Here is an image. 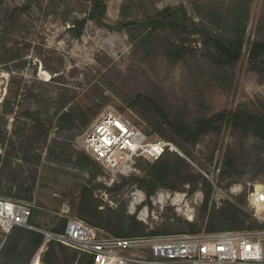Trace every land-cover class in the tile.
<instances>
[{
  "label": "rangeland",
  "instance_id": "rangeland-1",
  "mask_svg": "<svg viewBox=\"0 0 264 264\" xmlns=\"http://www.w3.org/2000/svg\"><path fill=\"white\" fill-rule=\"evenodd\" d=\"M24 1L0 0V49L7 45L24 53L21 62L0 64V194L51 210L68 201L74 215L81 216L84 210L85 219L108 234L115 228L136 236L191 233L194 231L187 222L197 221L203 228L195 233L209 232L211 222L234 231L264 230V222L255 217L249 203L254 187L264 184L262 142L252 134L243 137L232 124H225L220 132L199 141L192 160L180 139L157 120L163 110L172 115L185 113L193 119L240 108L264 115V71L254 68L248 49L250 41L264 38V0H243L250 19L242 57L225 81L212 77L219 68L203 51L201 42H192L200 49L197 58L172 62L159 49L149 54L126 31L110 27L125 17L180 5L196 22L210 25L213 17L206 15L212 8L228 15L239 0H106L104 22L89 20L80 39L70 38L67 32L77 18L74 16L83 15L76 0H45L42 7L34 2L21 17H12L14 8ZM66 6L71 10L68 17L61 14ZM221 19L229 31L233 17ZM70 99L73 102L61 110ZM71 105L81 120L88 119L83 129H66V123L61 124L62 113ZM106 113L128 121L147 135V141L175 144L179 149L176 153L212 186L206 220L201 218L206 200L202 183L191 192V183L182 182L186 176L179 177L170 169L165 181L149 196L139 179L150 177L156 160L138 158L133 170L122 174L76 147L80 134ZM37 117L51 121L52 128L48 140L33 147L41 156L40 164L34 166L25 158L30 148L21 147V142L28 124ZM52 148L58 150V158L49 159ZM228 162H235L231 175L225 172ZM9 191L12 194H7ZM44 213L35 216V222L42 226L34 225L54 231L51 228L57 217ZM224 215L231 221H221ZM60 245L53 243L54 260L66 264ZM49 248L41 257L42 264ZM80 258L78 255L74 264Z\"/></svg>",
  "mask_w": 264,
  "mask_h": 264
},
{
  "label": "trees",
  "instance_id": "trees-1",
  "mask_svg": "<svg viewBox=\"0 0 264 264\" xmlns=\"http://www.w3.org/2000/svg\"><path fill=\"white\" fill-rule=\"evenodd\" d=\"M44 1L45 0H25L21 6L14 8V13L11 12V16L21 17L22 12L26 11L34 2L38 3V7H42V2ZM48 1L54 2L56 0ZM76 2L82 8L81 13L83 15L74 16L77 18L72 21V26L68 28L67 32L70 38L80 39L84 34L85 27L89 20H96L98 23L104 22L107 16V1L76 0ZM246 5L247 4H245L243 0H239L238 4L231 7L228 15L218 7L212 8L210 10L211 12L206 15V17H213L209 22L210 25L196 22L189 15L187 8L184 5H180L176 7H166L164 9L155 8L152 12L143 16L125 17L110 28L121 32L126 31L130 39L134 42H138L149 54H155L156 50L159 49L160 51L158 52L163 53L172 62L197 58V52H199L200 49L197 46H192V42H201L203 51H206L208 56L212 57L214 63H216L215 66L219 68V71H215L212 77L216 81H225L229 79L230 73H234L242 57L247 23L250 19V12ZM68 9L69 8L66 6V10L61 13L64 14V17L69 16L68 14L71 10ZM55 11L57 12V10ZM221 17H233L231 25L228 26L229 31L222 22ZM210 26H213V29ZM248 49L249 61L254 65V68L258 71H264V38L250 41ZM23 58L24 53L21 52L20 48L4 45V47L0 49V64L17 60L21 62ZM73 100L74 99H70L67 101L62 106L61 110L73 102ZM73 108L74 106L71 105L62 113L60 118L62 119L61 124L63 125L66 123L63 126L66 127V129H72V127L83 129L88 119L81 120V114H78V111L75 112ZM160 114L161 117H158L157 120L163 127H166L173 136L180 139L181 147L184 149L185 154L192 160H194L193 149L199 141L212 132H220L225 124H232L234 129H237L243 134V137L250 136L251 134L257 137L262 142V147L264 148V115L249 111L246 108H240L233 113L224 109L211 116L200 115L194 119L185 113L172 115L163 110ZM28 125L29 129H27V134L21 142V147L27 148V150L30 148L25 153V158L34 166H38L41 162V156L34 152L33 147L38 143H45L48 140V134L50 128H52V123L51 121H44L37 117L34 123ZM56 143L57 142H54V144ZM242 143H244V138L242 139ZM57 151L56 148H52L49 153V159L58 158L59 153H57ZM231 151H233L235 156L237 155L235 150ZM231 158H234L232 152ZM141 160L143 159H139V162ZM233 164H235V162H228V167L225 169V172L229 175L232 174ZM170 169L175 171V175L179 174V177L186 176L187 180H182V182L191 183V192H193L199 184L202 183L205 185L206 200L202 208L203 214L201 218L206 220L212 186L201 174L195 173L191 165L176 152L167 151L161 158L156 160L155 163L151 165L150 177L139 179L140 187L147 189L149 196L152 195L156 192L159 186L158 183L165 181V176L168 175L167 172ZM7 194L12 193L9 191ZM0 195L3 194L1 193ZM7 197L19 200L22 199L13 197V195ZM83 212H81V216H79L74 211L82 220L93 224L85 219L86 214ZM40 213L45 215L44 212L36 211L31 220L32 224L42 226L39 222H35V216L40 215ZM225 216L227 215L222 216L223 219L221 221H231L230 217ZM187 224L191 227L192 231H194L191 233L200 231L203 228V226L199 224V221L187 222ZM52 225V230L63 232L65 230L66 220L61 219L58 221L57 218H55ZM225 229L229 228L218 227L211 222L208 230H206L209 232H216ZM111 232L110 235L117 237L136 236L127 233L129 231H119L116 228L111 229ZM155 233L157 232H154V234ZM149 236L155 235L152 234ZM43 242L44 235L41 232L25 227H15L8 234L7 241L0 255V264H29L33 255L38 251ZM54 242L55 241H50L47 245V247L50 248L43 258L45 264H56L54 253L52 252ZM60 247L66 264H74L78 255H81V258L77 264H94L93 257L90 254L71 247L69 248L63 244L60 245Z\"/></svg>",
  "mask_w": 264,
  "mask_h": 264
},
{
  "label": "built area",
  "instance_id": "built-area-1",
  "mask_svg": "<svg viewBox=\"0 0 264 264\" xmlns=\"http://www.w3.org/2000/svg\"><path fill=\"white\" fill-rule=\"evenodd\" d=\"M147 140V135L128 121L106 113L80 134L76 147L107 169L122 174L130 173L138 158L155 161L167 151H179L169 141ZM249 203L255 217L264 222V184L254 187ZM36 211L65 219V230L48 231L35 226L31 220ZM15 227L45 236L32 264L41 260L50 241L90 254L94 264H264V230L117 237L74 215L68 201L58 210H51L32 201L0 195V252Z\"/></svg>",
  "mask_w": 264,
  "mask_h": 264
},
{
  "label": "bare ground",
  "instance_id": "bare-ground-1",
  "mask_svg": "<svg viewBox=\"0 0 264 264\" xmlns=\"http://www.w3.org/2000/svg\"><path fill=\"white\" fill-rule=\"evenodd\" d=\"M40 263L42 264L41 260H36L35 261V264H40Z\"/></svg>",
  "mask_w": 264,
  "mask_h": 264
}]
</instances>
